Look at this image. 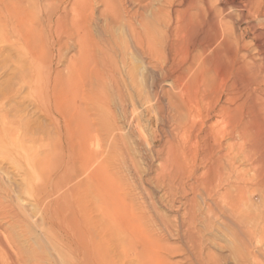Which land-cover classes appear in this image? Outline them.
Masks as SVG:
<instances>
[{"label": "bare ground", "instance_id": "obj_1", "mask_svg": "<svg viewBox=\"0 0 264 264\" xmlns=\"http://www.w3.org/2000/svg\"><path fill=\"white\" fill-rule=\"evenodd\" d=\"M0 20L43 113L77 138L58 160L65 207L46 219L70 264H264V0H0ZM112 24L145 62L142 103Z\"/></svg>", "mask_w": 264, "mask_h": 264}, {"label": "rangeland", "instance_id": "obj_2", "mask_svg": "<svg viewBox=\"0 0 264 264\" xmlns=\"http://www.w3.org/2000/svg\"><path fill=\"white\" fill-rule=\"evenodd\" d=\"M95 7L100 9V6ZM111 27L113 37L117 42H122L120 47L124 50L123 72L127 75L126 89L135 100L142 103L152 96L145 62L128 39L124 26L112 24ZM16 46L0 41V238L10 255L17 254V264H70V254L63 247L59 232L46 219L48 210L57 203L65 207L66 197L63 192L66 191L72 175L63 169L65 164L58 163L60 162L58 160L59 157L66 158L64 155L69 145L74 144L76 147L78 144L75 136L71 140L68 137H60L57 124L43 113L41 103L36 102V97L31 93L27 82L21 79L18 70L28 59ZM75 53V49L70 48L64 55L68 58ZM73 94L68 92L67 100ZM61 128L64 132L63 123ZM141 128L145 131L150 130L148 123L145 122H141ZM259 141L255 142L258 144ZM101 143L104 144V140H99L98 148L99 150L103 148L100 150L103 151L101 158L105 159L107 148L105 144L101 146ZM136 158L140 162L141 159ZM199 163L197 161L198 169H201ZM246 163L242 155L238 157L241 169L247 167ZM139 164H142V160ZM77 171V178L83 181L81 170ZM58 176H61L59 177L61 189L53 184ZM77 178H74L75 182ZM213 225L225 232L219 223ZM216 235L214 232L210 235L212 237L209 239V247L213 248L212 250L217 249L220 254L223 252L231 261L229 249L225 248V238ZM1 250L0 248L1 262L4 260V264H9L10 259ZM181 257L176 254L169 260L177 261V264H187Z\"/></svg>", "mask_w": 264, "mask_h": 264}]
</instances>
